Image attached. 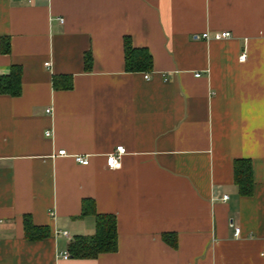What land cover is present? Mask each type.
I'll list each match as a JSON object with an SVG mask.
<instances>
[{
    "label": "crops",
    "instance_id": "crops-1",
    "mask_svg": "<svg viewBox=\"0 0 264 264\" xmlns=\"http://www.w3.org/2000/svg\"><path fill=\"white\" fill-rule=\"evenodd\" d=\"M125 39L149 50L150 71L125 70ZM13 66L0 264H264V0H0V76ZM237 159L251 162L250 195ZM84 199L115 215L117 250L63 258L95 232ZM25 216L43 235L26 237Z\"/></svg>",
    "mask_w": 264,
    "mask_h": 264
},
{
    "label": "trees",
    "instance_id": "trees-1",
    "mask_svg": "<svg viewBox=\"0 0 264 264\" xmlns=\"http://www.w3.org/2000/svg\"><path fill=\"white\" fill-rule=\"evenodd\" d=\"M86 67L91 66L90 54L85 55ZM124 65L126 71H150L152 56L148 49L133 47L128 39L124 43ZM21 71L13 66L7 75L0 76V94L18 95L21 91ZM70 84H67L69 87ZM234 179L241 195H250L253 190L252 167L250 160L237 159L234 161ZM94 213L95 232L91 235H76L68 244V253L75 258H94L101 253L117 250L116 218L113 214L96 213L93 202L89 199L82 201L81 214ZM24 229L27 238L41 236L38 226L31 223L28 217L24 218Z\"/></svg>",
    "mask_w": 264,
    "mask_h": 264
},
{
    "label": "built area",
    "instance_id": "built-area-1",
    "mask_svg": "<svg viewBox=\"0 0 264 264\" xmlns=\"http://www.w3.org/2000/svg\"><path fill=\"white\" fill-rule=\"evenodd\" d=\"M60 21H62V18H59ZM222 37L224 36H227L228 33L227 32H222L220 33ZM204 38H207L208 37V34L207 33H203L202 35ZM241 58H244V55H241L240 56ZM46 65H48V63H45ZM198 75V74H196ZM149 75L148 74H145L144 75V78L148 79ZM46 112H50V108H47L46 109ZM46 135H49V131H46L45 133ZM126 152V149L123 145H117L116 147H114V149L112 151H110L109 153H107L106 157H105V161H106V165L108 168L110 169H117L121 166V157L122 155ZM66 152H65V149H59L57 154L58 155H64ZM73 159L79 163V164H83V165H86L89 160L87 157L85 156H82V155H73ZM222 199L223 200H226L227 199V195H223L222 196ZM62 234L63 235H67V232L66 231H62ZM239 234V227H234V235L235 236H238ZM63 258H68L69 257V253L68 252H64L63 253Z\"/></svg>",
    "mask_w": 264,
    "mask_h": 264
}]
</instances>
